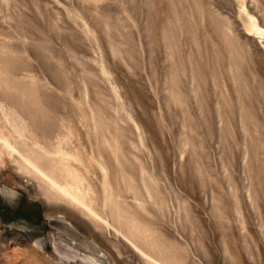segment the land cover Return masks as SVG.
Masks as SVG:
<instances>
[{"label":"rangeland","instance_id":"374dc122","mask_svg":"<svg viewBox=\"0 0 264 264\" xmlns=\"http://www.w3.org/2000/svg\"><path fill=\"white\" fill-rule=\"evenodd\" d=\"M0 131V264H264V0H0Z\"/></svg>","mask_w":264,"mask_h":264},{"label":"bare ground","instance_id":"6f19581e","mask_svg":"<svg viewBox=\"0 0 264 264\" xmlns=\"http://www.w3.org/2000/svg\"><path fill=\"white\" fill-rule=\"evenodd\" d=\"M0 132H2V131H0ZM3 134V133H2ZM2 134H0V142L3 144V147L4 148H6L9 152H17L19 149H17V147L15 148L12 144L13 143H11L10 141H12V140H8L9 139V137H8V139L7 138H5ZM13 142V141H12ZM3 147H1V148H3ZM3 152V151H2ZM4 152H6V151H4ZM18 153H20L19 151H18ZM0 154H1V152H0ZM9 154V153H8ZM21 154V153H20ZM22 155V154H21ZM1 156V155H0ZM28 156V155H27ZM22 157H23V159L28 163V165H31V167L35 170V168L38 170V172H39V174H41V175H43V176H46V174H44V172L43 171H41L40 169H38L34 164H33V162L32 161H30L28 158H26L25 156H23L22 155ZM1 158V157H0ZM15 159V158H14ZM22 159V158H21ZM16 160V159H15ZM24 161V162H25ZM25 162V163H26ZM35 162V161H34ZM27 166V165H26ZM28 167V166H27ZM42 169V168H41ZM36 170V171H37ZM47 177V176H46ZM46 179H49L50 181H51V183L53 184V186H57V188L58 189H60L61 190V192H63V193H65L66 194V196H68L71 200H75V201H77L79 204H81V205H83L85 208H87L89 211H91L92 213H93V210H92V208L91 207H88L82 200H80V198H78V196H76L73 192H71V191H69L68 189H66V188H63V187H61V186H58L57 184H56V182H54L52 179H50V178H46ZM70 200V201H71ZM73 202V201H72Z\"/></svg>","mask_w":264,"mask_h":264}]
</instances>
